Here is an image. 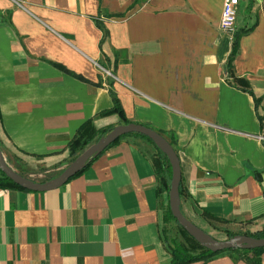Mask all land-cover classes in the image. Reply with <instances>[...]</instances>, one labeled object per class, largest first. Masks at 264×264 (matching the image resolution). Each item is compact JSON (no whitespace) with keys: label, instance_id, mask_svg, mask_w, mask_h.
I'll list each match as a JSON object with an SVG mask.
<instances>
[{"label":"crops","instance_id":"obj_1","mask_svg":"<svg viewBox=\"0 0 264 264\" xmlns=\"http://www.w3.org/2000/svg\"><path fill=\"white\" fill-rule=\"evenodd\" d=\"M222 6L0 0L5 161L35 181L57 176L101 132L125 124L107 112L112 83L130 122L176 134L185 217L220 240L226 230L261 229L264 119L261 127L252 95L229 80L244 78L264 113V0H238L235 31H250L239 39L233 76L225 71L233 33L219 28ZM85 121L95 136L72 155L69 141ZM138 144L123 135L52 190L0 188V264H169L162 233L168 192L154 157ZM188 264L249 263L226 251Z\"/></svg>","mask_w":264,"mask_h":264},{"label":"water","instance_id":"obj_2","mask_svg":"<svg viewBox=\"0 0 264 264\" xmlns=\"http://www.w3.org/2000/svg\"><path fill=\"white\" fill-rule=\"evenodd\" d=\"M129 133H139L150 138L167 157L171 170V179L168 190V206L177 223L195 239L200 245L212 252H226L234 248L255 249L264 247V237L257 238L246 234H234L226 239H216L195 223L185 217L180 209L179 186L181 170L179 156L172 145L157 131L140 123L129 122L112 127L106 134L97 138L85 147L67 164L61 172L52 179L35 181L14 170L3 158L0 150V171L12 182L31 191H48L60 187L82 169L84 164L96 154L105 150L118 138Z\"/></svg>","mask_w":264,"mask_h":264},{"label":"trees","instance_id":"obj_3","mask_svg":"<svg viewBox=\"0 0 264 264\" xmlns=\"http://www.w3.org/2000/svg\"><path fill=\"white\" fill-rule=\"evenodd\" d=\"M106 16L109 17V16H112V15L111 14H106ZM95 22L97 23V25L99 26V28H101V30L103 32V37H102V40H103L104 37L106 36L107 31L105 30V28L103 26V23L100 20V17H97L95 19ZM249 31H250V29L239 28V29H237L236 31L233 32L232 48H231V52H230V54L228 56V59L226 61V64H225V71L231 76H233L232 61H233V58H234V56L236 54V51L238 49V46H239V39H240L241 35L246 34ZM104 59H106V58H104ZM114 63L116 64V62H114ZM98 64L101 67H103L104 69L108 70L112 75H114L113 74L114 73L113 70L107 68V66H106V64L104 62L100 61V62H98ZM232 79L233 80H229L230 83L235 84L238 88H240L243 91H246V92H248L249 94L252 95V97L254 99V102H255V110L257 112V117H258L260 126L262 127L263 126L264 113L260 112V110L258 109L259 102H260L261 98L257 97L253 93V91L251 90L250 86L248 85L247 81L244 78L234 77L233 76ZM109 85H110L109 92H110V95H111V99L113 101V105H112V108L109 111H107V112H115V113H117L119 115V117L121 118V120H123V122L125 124L129 123L130 121L125 117V114H124L123 108L121 106V103H120L116 93L112 89V83H110ZM148 127H150L152 129H154L155 131L159 132L172 145V147L174 148V150L178 154L179 147H178V143H177V136H176V134L173 131H163V130H159V129L153 128L151 126H148ZM104 132L105 131L101 132L98 135L97 138L101 137ZM132 134L135 135L136 137L142 139V140H145L147 143L152 144L153 149L155 150L151 154L152 156L149 155L148 152L143 150V148H141V144H138V146H139L141 152H143L145 155H149L151 157H154V166H155L156 176L162 182V184L164 185V187L166 188V190L168 192L170 179H171V170H170V165L168 163L167 157L165 156V154L162 151H160L158 149V147L154 144V142L150 138H148V137H146V136H144L142 134H139V133H132ZM94 136H95V131L91 127L90 122L89 121H85L83 124H81V126L77 130L76 134L69 141V147H70L71 154L74 155L76 153V150L79 147L85 146V145L91 143V141L93 140ZM121 137L118 138L116 141H114L109 146L117 144L119 142V140L121 139ZM102 152L96 154L90 160H88L84 164L82 169L80 171H78L71 178L79 175L91 163V161L94 158H96L98 155H100ZM0 188H15V189H19V190H27V189H24L23 187L15 184L14 182H12L10 180V178H8L1 171H0ZM179 193H180V196H181V194H182L181 186H179ZM167 217H170V218L174 219V217L172 216V214L170 212L168 203H167V206H166V209H165V213H164V221H165V219ZM176 223H177V221H176ZM183 231H185V230L183 229ZM226 233H227L228 237H231V236L234 235V234H232L230 232H227V231H226ZM248 235L249 236H253V237H257V238L264 237V228L256 230L255 232H251ZM189 237L191 238L192 241L189 242L187 245H184V244H180L179 245L178 244V245H174L173 247H171V251H170L171 260H170L169 264H188V263L194 262V261L206 260V259H208L210 257H213V256L219 254V253H222V252H212V251L208 250L207 248L203 247L202 245H200L191 236H189ZM229 252L233 256V259H235V260L243 259L246 262H248L249 264H261L260 255H261L262 252H264V247L255 248V249L234 248V249L229 250Z\"/></svg>","mask_w":264,"mask_h":264},{"label":"rangeland","instance_id":"obj_4","mask_svg":"<svg viewBox=\"0 0 264 264\" xmlns=\"http://www.w3.org/2000/svg\"><path fill=\"white\" fill-rule=\"evenodd\" d=\"M140 140H141V148H143V150H145L146 152L149 153V155H151L155 151L153 149L152 144L147 143L145 140H142V139ZM44 175L47 176L48 174H44ZM262 228H264V226ZM226 231L232 234H235V230H232V231L226 230ZM162 233H163V236L166 242L171 247H173L174 245H178V244L187 245L189 242L192 241L191 238L188 236V234L185 231H183V229L179 226V224L176 223V221L170 217H167L165 219Z\"/></svg>","mask_w":264,"mask_h":264},{"label":"built area","instance_id":"obj_5","mask_svg":"<svg viewBox=\"0 0 264 264\" xmlns=\"http://www.w3.org/2000/svg\"><path fill=\"white\" fill-rule=\"evenodd\" d=\"M238 0H223L219 28L223 33L232 34L235 31ZM110 74L109 72H107ZM264 138V136H260Z\"/></svg>","mask_w":264,"mask_h":264}]
</instances>
